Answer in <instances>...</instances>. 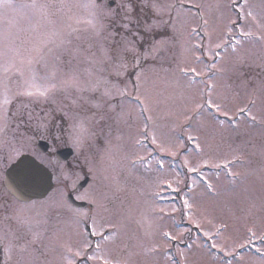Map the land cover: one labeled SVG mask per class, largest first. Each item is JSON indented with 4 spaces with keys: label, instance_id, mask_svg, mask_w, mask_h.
<instances>
[{
    "label": "rangeland",
    "instance_id": "rangeland-1",
    "mask_svg": "<svg viewBox=\"0 0 264 264\" xmlns=\"http://www.w3.org/2000/svg\"><path fill=\"white\" fill-rule=\"evenodd\" d=\"M68 2L76 5L86 0ZM180 2L183 7L172 13L174 23L155 36L157 40L169 37V43L147 60H141V66L136 69L132 68V55L125 54L128 71L124 75L117 76L112 64L89 63L90 58L102 60L97 39L83 30V24L75 23L73 27L81 31L71 36L67 49H54L46 62L35 65L38 75L55 71L57 79H62L76 72L85 82L88 76L84 70L93 67L94 76L109 81L112 96L84 93L87 100L77 99L76 105H70L66 94L57 91L47 100L20 96L9 106V115L21 105H27L26 110L34 114L52 112L55 121L47 129H37L35 120L31 125L25 123L18 134H7V141L0 143V207L14 215L8 218L15 217L16 223L15 230H0L3 251L9 242L13 245L11 259L3 253L2 264H66L65 257L70 254L64 253V248H71L73 253L81 251L80 256H71L75 263L85 255L91 264H103L102 260L89 259L99 255L111 264H264V257L259 256L264 255V243L259 242L264 233V40L256 38L264 35L261 27L264 0ZM241 8L244 13L251 11L256 20L241 17ZM51 11L55 14L48 19L56 27L62 28L70 22L64 13ZM85 14L83 8L75 6L70 13L81 17ZM36 23V18L29 14L15 17L13 33L18 43L27 46L35 39L36 31L44 32L52 27L48 20H41L33 31ZM241 27L255 35L242 38ZM229 29L240 40L235 50L231 47L234 41L230 39ZM217 44L224 46L216 48ZM148 47L146 42L139 51L143 53ZM215 52L220 53L219 57ZM193 68L196 73L182 71ZM137 72L141 73L138 85ZM13 81L10 87L15 93L19 81L15 77ZM122 90H126L124 96L118 94ZM136 96L144 101L147 111L136 101ZM209 98L222 106L220 113L206 105L198 112L193 111L197 103L204 104ZM89 100L100 103L101 107H93ZM240 108L251 112L255 121L247 114L237 116ZM56 109L68 111L70 119L61 121ZM223 111L235 118V124L227 117L222 118ZM73 116L88 118L92 135L82 148L73 145L70 138ZM56 123H62L63 127L57 134L61 140H53V149L70 145L75 150L74 157L66 163L57 162L36 147L38 140L48 137L49 132L60 131ZM153 135L164 143L167 151L152 143ZM189 136L193 139L189 140ZM142 138L153 145L152 150L141 142ZM196 144L200 147L196 148ZM16 151L20 155L31 153L39 160L47 156L41 161L54 171L55 187L45 199L22 205L5 189L4 171L18 158ZM153 151L166 157H148ZM248 153L259 158V167H253L256 161L252 155L249 160ZM144 156L141 163L138 158ZM236 156L249 165L243 164L240 169L238 162L232 163L233 175H228L225 168L217 172L219 168L215 164ZM59 164L75 165L74 171L81 177L76 185L84 175L91 177V183L83 191H76V187L72 188L63 179ZM191 167H198L199 173L193 174ZM238 171L240 176L236 174ZM247 173L250 175L245 177ZM71 189L78 199L92 204V208L74 207L67 200ZM171 197L177 200L171 202ZM1 198H5L4 202ZM184 200L189 201L190 209H185ZM21 210L31 231L16 219ZM110 212L114 213L113 220ZM86 224L98 235L109 229L108 239L100 236L97 241L92 240L84 233ZM33 233L39 234L35 242ZM67 236H72L71 241L69 238L66 241ZM85 242L91 246L85 247ZM213 244L217 245L216 251ZM241 244L245 245L244 250L237 253ZM227 252L232 255H226Z\"/></svg>",
    "mask_w": 264,
    "mask_h": 264
},
{
    "label": "snow or ice",
    "instance_id": "snow-or-ice-1",
    "mask_svg": "<svg viewBox=\"0 0 264 264\" xmlns=\"http://www.w3.org/2000/svg\"><path fill=\"white\" fill-rule=\"evenodd\" d=\"M246 2V0H245ZM83 8L85 10V16L70 15L73 7ZM183 4L180 0H176L174 3H168L166 0H101L97 3V0H86V2L73 5L68 0H0V143L7 141L8 131H13V135L18 134L19 129L27 123L36 121L37 129H47L49 124L55 121V116L52 112H45L43 115L34 114L31 111H27V105H21L16 112H12L9 115V106L13 104L17 97H29L37 100H47L50 96L57 91L66 94V98L69 100L70 105H76L77 99H88L84 93H98L101 97H111L112 92L109 86V81L100 76H94L93 67L85 69V73L88 76V80L82 81L80 75L76 72L69 73L66 78L57 79L55 71H51L43 76L38 75L35 71V65L46 62L47 57L54 52V49H67L71 44V36L74 33L81 31L79 27H73V23L77 26L83 24L84 31L89 32L93 37L97 39L98 50L102 56V60H89V63L95 66L97 63H109L112 64L116 70V75H124L128 71V64L125 61V54L132 55V68L136 69L141 66V60H147L149 56L158 52L161 48L169 43L170 38L163 36L161 39H155V36L160 30L174 23L172 13L178 11ZM56 12H62L67 17L69 23L65 24L62 28L55 26L54 22L49 20L50 15H54ZM241 17H251L253 21L256 17L251 11L244 13L243 8L240 9ZM29 14L31 18H36V25H33V31L37 30L41 20H48V23L52 25L47 31H36L35 39L32 40L27 46L25 43L17 42V38L13 33L14 19L17 15ZM168 19H164V17ZM235 25V21L232 22ZM261 27H264L262 25ZM240 36L242 38H249L255 34L252 31H245L243 27L239 29ZM230 39L234 41L231 43L233 50L236 49L240 40L236 36L231 35V29H229ZM257 39L264 40V35H259ZM149 44V47L145 49L143 53L139 51L145 43ZM224 45L217 44L216 48H221ZM215 55L219 57L220 53L215 52ZM95 56V53H93ZM215 67V65H213ZM185 73H196L193 69H183ZM197 75H199L197 73ZM141 73H136L137 85L140 81ZM13 77L18 81V88L15 93H12L10 85L14 82ZM101 89L103 91L101 92ZM77 94V98H73V94ZM121 96L126 94V90H122L118 93ZM211 93L209 92V97ZM136 101L141 105L144 111H147V107L144 106V101L139 96L135 97ZM93 107L100 108L101 104L89 100ZM215 109L217 113L221 112L222 106L218 103H214L210 98L205 101L204 104L197 103L193 111L198 112L204 106ZM112 107H115L112 105ZM24 110H20V109ZM56 112L60 113L61 121L70 119L68 111L64 109H56ZM246 112L245 108L237 110L236 115L239 116ZM222 115L229 118L230 122L235 124V118L229 117L227 111H223ZM248 117L255 121L256 117L247 113ZM73 123L70 125L71 132L70 138L73 145L78 148H82L85 141L92 135L87 126V119H76L71 117ZM103 119V117H101ZM151 119V117H148ZM221 124L224 121H220ZM13 124L15 127L13 128ZM58 130L62 129V123H56ZM47 138V137H42ZM189 140L193 138L188 137ZM53 140L59 141L61 137L56 135ZM152 143L157 144L161 151H167L164 143L158 142L155 135L152 136ZM200 145L196 144V148ZM54 150V149H53ZM15 151V150H13ZM175 155V153H171ZM16 156L19 157L20 153L16 151ZM13 157L10 155L9 159ZM41 160L47 159V156H41ZM140 162L144 161L143 157L138 158ZM236 157H233L235 160ZM51 162V161H49ZM233 161L225 160L222 163L215 164L216 168H225L229 175H233L231 172L230 164ZM163 167V162H159ZM187 163V161H185ZM205 165L208 161L203 162ZM63 179L71 183V187H76V182L81 178L78 173L74 171L75 165L59 164ZM192 172H197L198 167H191L189 169ZM91 171V170H90ZM170 186V185H169ZM208 187L212 185L209 183ZM185 209H190L191 205L188 200H184ZM79 214L78 210H74ZM22 210L17 213L16 219L19 223L29 226L31 231V225L23 218L21 214ZM199 227V225H197ZM251 232V229H249ZM93 235H98L93 231ZM168 235V233H165ZM208 235V233H205ZM255 236V233H252ZM38 233H33V242L38 238ZM105 240L107 236L103 237ZM175 239V237H171ZM264 240V237L260 238ZM3 243V238H0V245ZM248 243H251L249 241ZM88 242H85V247H90ZM245 245L241 244L239 247L243 248ZM13 245L11 242L7 246H4V253L8 260L11 259V251ZM97 252L100 250V245L96 246ZM213 248L217 245L213 244ZM254 247V245H253ZM221 248V251H224ZM257 251H260L257 249ZM70 256H66V264H75L74 259L71 256H80L81 251L77 250L73 253L71 248L67 249ZM226 255H232L231 252H227ZM89 259L102 260L103 264H111L108 259H105L99 255H93Z\"/></svg>",
    "mask_w": 264,
    "mask_h": 264
},
{
    "label": "water",
    "instance_id": "water-1",
    "mask_svg": "<svg viewBox=\"0 0 264 264\" xmlns=\"http://www.w3.org/2000/svg\"><path fill=\"white\" fill-rule=\"evenodd\" d=\"M43 151L47 149V143L41 142ZM71 149H63L58 152L60 160H67L72 155ZM88 179L80 183L79 188L85 186ZM5 185L8 190L19 200L30 201L44 198L53 187L52 173L34 157L23 155L17 162L12 164L5 173ZM70 200L79 206L84 202L76 201L72 195Z\"/></svg>",
    "mask_w": 264,
    "mask_h": 264
},
{
    "label": "flooded vegetation",
    "instance_id": "flooded-vegetation-1",
    "mask_svg": "<svg viewBox=\"0 0 264 264\" xmlns=\"http://www.w3.org/2000/svg\"><path fill=\"white\" fill-rule=\"evenodd\" d=\"M9 216H14V215H10L8 213V210H6V208H2L0 207V230H2V232H5L7 230H15V227H16V223H15V217L14 219H10L8 218ZM7 229V230H5ZM19 234V233H18ZM21 239V236L18 235V240ZM0 248H2V245H0ZM4 253V252H3ZM3 253L0 254V264H2V261H3Z\"/></svg>",
    "mask_w": 264,
    "mask_h": 264
}]
</instances>
